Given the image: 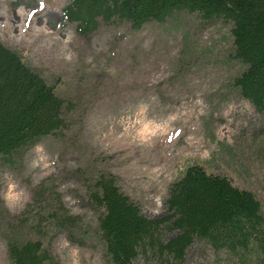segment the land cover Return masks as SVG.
I'll return each mask as SVG.
<instances>
[{
	"label": "rangeland",
	"instance_id": "obj_1",
	"mask_svg": "<svg viewBox=\"0 0 264 264\" xmlns=\"http://www.w3.org/2000/svg\"><path fill=\"white\" fill-rule=\"evenodd\" d=\"M69 3L0 0V41L68 104L62 135L0 163V264H11L5 237L12 226L30 237L18 222L30 227L41 184L80 220L73 238L67 231L46 237L58 264H106L86 193L100 171L116 176L150 218L166 214L170 186L195 162L264 203V114L232 85L245 68L232 56V25L182 11L141 30L113 22L82 37L65 16ZM138 264L157 263L139 256ZM184 264L228 261L197 241Z\"/></svg>",
	"mask_w": 264,
	"mask_h": 264
},
{
	"label": "trees",
	"instance_id": "obj_2",
	"mask_svg": "<svg viewBox=\"0 0 264 264\" xmlns=\"http://www.w3.org/2000/svg\"><path fill=\"white\" fill-rule=\"evenodd\" d=\"M182 11L232 25V56L245 66L232 85L264 114V0H70L64 9L82 37L113 22L141 30ZM67 111L57 87L0 41V163H14L19 153L44 138L62 135L68 128ZM37 189L38 208L30 227L29 220L18 222L30 237L13 226L5 237L11 264H58L46 237L67 231L73 238L80 227L55 188L41 184ZM86 193L98 213L97 239L104 245L106 264H138L139 256L157 264H184L197 241L228 264H264L263 201L203 163L190 164L172 183L161 218L145 216L117 177L105 171L86 183Z\"/></svg>",
	"mask_w": 264,
	"mask_h": 264
}]
</instances>
